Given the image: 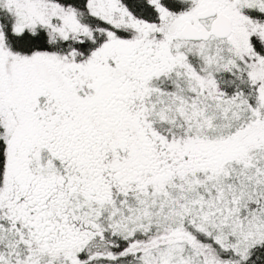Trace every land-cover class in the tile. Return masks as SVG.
Returning <instances> with one entry per match:
<instances>
[{"label": "snow or ice", "instance_id": "1", "mask_svg": "<svg viewBox=\"0 0 264 264\" xmlns=\"http://www.w3.org/2000/svg\"><path fill=\"white\" fill-rule=\"evenodd\" d=\"M0 264H264V0H0Z\"/></svg>", "mask_w": 264, "mask_h": 264}]
</instances>
